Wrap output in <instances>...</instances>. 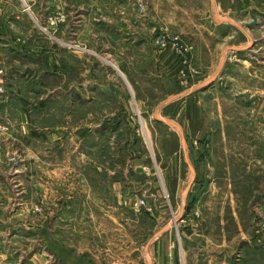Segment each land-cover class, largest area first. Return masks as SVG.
I'll use <instances>...</instances> for the list:
<instances>
[{"label":"rangeland","instance_id":"374dc122","mask_svg":"<svg viewBox=\"0 0 264 264\" xmlns=\"http://www.w3.org/2000/svg\"><path fill=\"white\" fill-rule=\"evenodd\" d=\"M160 199L177 264H264V0H0V264H144Z\"/></svg>","mask_w":264,"mask_h":264},{"label":"crops","instance_id":"0c3cea01","mask_svg":"<svg viewBox=\"0 0 264 264\" xmlns=\"http://www.w3.org/2000/svg\"><path fill=\"white\" fill-rule=\"evenodd\" d=\"M161 198V197H160ZM160 203L157 207L149 206L145 208L142 213H136L133 216L136 222H147L151 221L154 223L155 227L153 229V235L146 241L145 247H139V249H121L124 252L138 253L139 259L138 263H141L143 259L144 264H177V249H174L177 243V233L171 232L172 222L165 224V202L162 199L158 200ZM111 206H108L107 217L110 219L117 220L115 212L118 211V207L123 209L124 200L117 199L112 200ZM115 207H117L115 209ZM119 220V219H118ZM155 238L157 243L149 245L150 241ZM148 248V249H147ZM127 250V251H126ZM111 264H124L122 262H112Z\"/></svg>","mask_w":264,"mask_h":264},{"label":"built area","instance_id":"2783aa9c","mask_svg":"<svg viewBox=\"0 0 264 264\" xmlns=\"http://www.w3.org/2000/svg\"><path fill=\"white\" fill-rule=\"evenodd\" d=\"M137 206H144L145 205V200L144 199H140L137 201L136 203Z\"/></svg>","mask_w":264,"mask_h":264}]
</instances>
